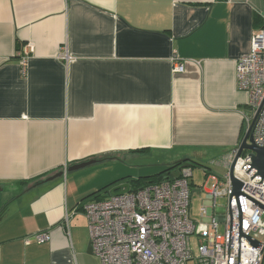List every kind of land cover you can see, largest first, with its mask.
Returning <instances> with one entry per match:
<instances>
[{
  "label": "crops",
  "instance_id": "crops-1",
  "mask_svg": "<svg viewBox=\"0 0 264 264\" xmlns=\"http://www.w3.org/2000/svg\"><path fill=\"white\" fill-rule=\"evenodd\" d=\"M261 29L264 0H0V264H100L86 197L185 160L223 176Z\"/></svg>",
  "mask_w": 264,
  "mask_h": 264
},
{
  "label": "built area",
  "instance_id": "built-area-1",
  "mask_svg": "<svg viewBox=\"0 0 264 264\" xmlns=\"http://www.w3.org/2000/svg\"><path fill=\"white\" fill-rule=\"evenodd\" d=\"M31 52L28 46L18 54L22 66ZM182 70L180 64L173 67L176 73ZM235 73L239 90L248 97L246 131L250 129L256 147H263L264 29L252 35L249 53L235 61ZM239 145L211 161L210 165L223 169L220 179L204 170L213 184L211 190H204L207 204L199 208L200 221L190 215L192 170L188 166L173 180L81 204L91 252L99 263L264 264V179L251 168L250 151L237 156ZM232 164V177L241 183L239 194L233 193ZM218 197L226 198L221 213L216 208ZM192 237L198 241L195 251ZM49 239L48 233H36L26 237L24 244Z\"/></svg>",
  "mask_w": 264,
  "mask_h": 264
},
{
  "label": "water",
  "instance_id": "water-1",
  "mask_svg": "<svg viewBox=\"0 0 264 264\" xmlns=\"http://www.w3.org/2000/svg\"><path fill=\"white\" fill-rule=\"evenodd\" d=\"M249 142V143H247ZM243 150H248L250 151V159H251V168L254 169L256 171V175L259 176L261 179H264V146L263 147H256L253 143H252V137L250 135V129H248L245 132V135L239 145L238 148V153L237 156L243 151ZM236 156V158H237ZM95 161H87L84 163H80V164H76L73 165L71 167H69L67 169L68 172H73V171H77L79 169L85 168L91 164H93ZM234 164V163H233ZM233 164L230 167V177H231V181H232V187H233V193L234 194H239L240 189H241V183L236 181L235 179H233L232 177V169H233ZM188 164H185L184 166H187ZM62 173H58L56 175H54L53 177H50L49 180H52L58 176H61ZM178 173H176L173 177H177ZM129 191V187L127 184H121V185H117L114 188H112L110 190V195H117V194H123ZM86 252L88 254H92L91 252V247L90 245H88Z\"/></svg>",
  "mask_w": 264,
  "mask_h": 264
},
{
  "label": "rangeland",
  "instance_id": "rangeland-1",
  "mask_svg": "<svg viewBox=\"0 0 264 264\" xmlns=\"http://www.w3.org/2000/svg\"><path fill=\"white\" fill-rule=\"evenodd\" d=\"M190 169L192 170V176L189 178V183L192 190L190 215L193 220L200 221L199 208L203 204L204 205L207 204V194L204 192V190L206 191L211 190L213 182L207 180V176L205 175L203 168L196 166ZM209 174H214L220 179L219 174H221V171L220 169L213 168L212 172L210 171ZM219 190L221 191L222 188H219ZM225 204H226V198L224 197L217 198L216 208L220 209L219 211H217L218 213L222 212L221 210L224 208ZM222 229H223V225L219 224L218 232L221 233ZM197 246H198V241L194 237H192V248L194 249V251L196 250Z\"/></svg>",
  "mask_w": 264,
  "mask_h": 264
},
{
  "label": "trees",
  "instance_id": "trees-1",
  "mask_svg": "<svg viewBox=\"0 0 264 264\" xmlns=\"http://www.w3.org/2000/svg\"><path fill=\"white\" fill-rule=\"evenodd\" d=\"M185 164H188L187 166L190 168H194L196 166H198V167L201 166V165H198L197 163H195L191 160H185V161L177 162L175 164L168 165V166L164 167L162 169V171H160L156 175H153L150 177L138 178L135 180H127V181H124L122 184H127L129 187V190H136V189L142 188V187L149 185V184H157V183H160L163 181H170V180L174 179L173 176L176 173H178V171ZM115 185H117V183H112V184L108 185L107 187L103 188L102 190H100L99 192L89 195L84 200H82L81 204L86 203V202H90V201H98V200H102V199H106V198L110 197V195H109L110 189L112 188V186H115ZM79 209H80V207H79Z\"/></svg>",
  "mask_w": 264,
  "mask_h": 264
}]
</instances>
